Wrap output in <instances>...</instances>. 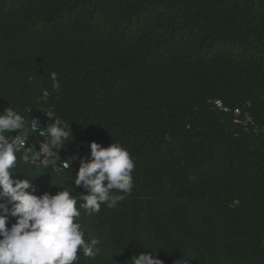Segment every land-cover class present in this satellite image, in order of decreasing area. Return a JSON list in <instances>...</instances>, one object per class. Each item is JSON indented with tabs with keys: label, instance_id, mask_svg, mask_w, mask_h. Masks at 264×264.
<instances>
[{
	"label": "trees",
	"instance_id": "trees-1",
	"mask_svg": "<svg viewBox=\"0 0 264 264\" xmlns=\"http://www.w3.org/2000/svg\"><path fill=\"white\" fill-rule=\"evenodd\" d=\"M5 107L134 160V187L115 209L88 216L78 201L100 253L78 252L77 264L150 251L163 264H264V0H0ZM17 155L14 176L36 195L86 194L75 173Z\"/></svg>",
	"mask_w": 264,
	"mask_h": 264
},
{
	"label": "clouds",
	"instance_id": "clouds-1",
	"mask_svg": "<svg viewBox=\"0 0 264 264\" xmlns=\"http://www.w3.org/2000/svg\"><path fill=\"white\" fill-rule=\"evenodd\" d=\"M50 78L53 91L58 92L61 85L57 74L52 72ZM46 115L54 119L52 114ZM33 121L30 125L12 107L0 112V264H77L78 252L95 259L100 253L97 247L100 240H85L83 225L78 222L81 211L77 203L83 201L80 208L88 216L99 213L101 205L115 209L134 187V160L118 143L103 147L93 141L88 145L90 152L86 158L74 154L58 166V152L72 140L69 123L57 121L41 127L36 119ZM37 127L39 136L47 137L48 142L41 141L38 150H34L33 145L25 147ZM10 132L16 134L9 135ZM21 149L26 163L52 166L57 172L70 171L72 161L79 159L72 183L82 187L86 194L72 195V189L54 195L48 192L36 195L33 180L14 176ZM10 219L15 222L9 226ZM155 253L142 252L130 259L132 264H163Z\"/></svg>",
	"mask_w": 264,
	"mask_h": 264
},
{
	"label": "built area",
	"instance_id": "built-area-1",
	"mask_svg": "<svg viewBox=\"0 0 264 264\" xmlns=\"http://www.w3.org/2000/svg\"><path fill=\"white\" fill-rule=\"evenodd\" d=\"M213 103H214V105L217 108L223 110L224 112H232L233 115L235 116V121L237 123L245 124L247 122H252V116H251V114H250V112L248 111L247 108H236V109L230 110L229 108L223 107L222 104L220 103V101H218V100L213 101ZM247 106H249V104H247ZM49 113L52 114V116H53V113L49 109L46 110L43 113V115L47 119L51 120L46 115V114H49ZM33 118L38 121L39 126H41V127L46 126V125H44V121H43V119H41V117L35 116ZM33 118H31L29 120V124L30 125L34 123ZM55 122H57V121L55 120L53 123H55ZM39 130L40 129L38 127L33 129V131L31 132V135H33L34 138L29 137L28 141H26L25 147H27L28 145H33L34 146V150H38L39 143L41 141H43L45 143L48 142V138L47 137H40L39 136ZM90 142H91L90 140L81 139V140H78L76 142L66 143L64 145V147L58 152L59 161L57 162V165L59 166V164H60L61 161L65 160L68 157L73 156L74 154L77 155L78 157H80V154L81 153L89 150L88 145H89ZM21 150H23V149H21ZM79 162H80L79 159H74L72 161V163L70 165V171L71 172H73V173H76L77 172L78 167H79ZM29 163H33V162L29 161ZM52 169L54 171H56L53 167H52Z\"/></svg>",
	"mask_w": 264,
	"mask_h": 264
}]
</instances>
